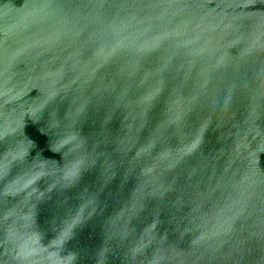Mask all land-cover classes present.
I'll return each mask as SVG.
<instances>
[{
  "label": "water",
  "instance_id": "water-1",
  "mask_svg": "<svg viewBox=\"0 0 264 264\" xmlns=\"http://www.w3.org/2000/svg\"><path fill=\"white\" fill-rule=\"evenodd\" d=\"M0 264H264V0H0Z\"/></svg>",
  "mask_w": 264,
  "mask_h": 264
}]
</instances>
